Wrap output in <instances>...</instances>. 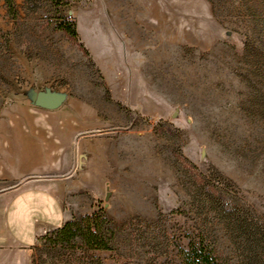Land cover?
Instances as JSON below:
<instances>
[{"label":"rangeland","instance_id":"374dc122","mask_svg":"<svg viewBox=\"0 0 264 264\" xmlns=\"http://www.w3.org/2000/svg\"><path fill=\"white\" fill-rule=\"evenodd\" d=\"M14 2L16 17L0 0V156L32 170L0 173V192L41 178L67 222L101 212L115 231L110 251L46 232L32 264H186L199 185L264 227V0H73L88 55L46 2ZM46 91L66 102L37 107Z\"/></svg>","mask_w":264,"mask_h":264},{"label":"trees","instance_id":"16d2710c","mask_svg":"<svg viewBox=\"0 0 264 264\" xmlns=\"http://www.w3.org/2000/svg\"><path fill=\"white\" fill-rule=\"evenodd\" d=\"M4 1L10 13L16 17L14 0ZM43 1L53 9L57 30L77 43L88 55V50L81 43L76 22L63 15V10L73 0H25V5L34 10ZM199 186L194 203L195 213H198L197 228L190 239L189 250L185 252L186 264H233L231 261H224L220 255V243L215 230L221 224L243 251L240 264H264V227L260 221L249 209L228 198L224 191L215 187ZM109 226L106 216L96 212L78 222H66L57 229L58 237L62 242L75 244L76 240H80L84 247L92 251H110L114 248L115 231ZM97 264L103 263L98 261Z\"/></svg>","mask_w":264,"mask_h":264},{"label":"crops","instance_id":"0c3cea01","mask_svg":"<svg viewBox=\"0 0 264 264\" xmlns=\"http://www.w3.org/2000/svg\"><path fill=\"white\" fill-rule=\"evenodd\" d=\"M31 168L30 163L19 166L12 158L0 156V173H27ZM66 222L61 201L41 178L0 192V264H32L39 237Z\"/></svg>","mask_w":264,"mask_h":264},{"label":"water","instance_id":"95a60500","mask_svg":"<svg viewBox=\"0 0 264 264\" xmlns=\"http://www.w3.org/2000/svg\"><path fill=\"white\" fill-rule=\"evenodd\" d=\"M66 95L56 92H39L34 96L35 105L41 109L54 111L66 102Z\"/></svg>","mask_w":264,"mask_h":264}]
</instances>
